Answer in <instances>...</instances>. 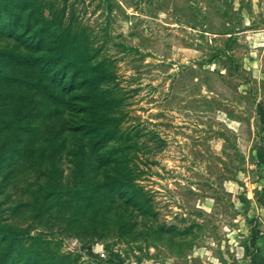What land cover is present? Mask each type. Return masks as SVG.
<instances>
[{
    "label": "rangeland",
    "instance_id": "374dc122",
    "mask_svg": "<svg viewBox=\"0 0 264 264\" xmlns=\"http://www.w3.org/2000/svg\"><path fill=\"white\" fill-rule=\"evenodd\" d=\"M41 1L84 34L89 64L106 66L98 86L116 98L125 135L102 165L74 129L91 118L79 103L36 121L55 106L39 90L43 75L6 55L34 57L31 40L0 20L2 264H44L28 256L38 235L59 264H254L264 232V0ZM126 168L149 211L110 189ZM52 191L62 198L45 204ZM5 226L17 234L3 236Z\"/></svg>",
    "mask_w": 264,
    "mask_h": 264
},
{
    "label": "trees",
    "instance_id": "16d2710c",
    "mask_svg": "<svg viewBox=\"0 0 264 264\" xmlns=\"http://www.w3.org/2000/svg\"><path fill=\"white\" fill-rule=\"evenodd\" d=\"M42 6L41 0H0V20H6L4 26H8L9 31L20 32L19 35L26 36L31 40L33 48L30 49L34 57L32 54L13 52L6 53V55L15 63L35 68L43 75L42 83L38 84L41 87L39 90L42 96H48L50 103L55 107L47 111L44 116L41 115L42 112H40L41 114L33 113L34 116H37L36 121L40 118L58 119V116L62 118L66 110L73 106V103H79L78 111L90 115L91 118L74 129L83 130L85 135L91 139L92 152L99 154L98 161L102 165L110 164L114 156L118 155L115 143L122 141L125 132L122 129L121 119L114 114L116 98L112 96L109 89L103 90L98 86V82L109 79V72L105 65L89 64L90 48L85 42L83 33L75 32L74 27L62 28L57 23L58 18L54 9L50 8L47 11ZM47 39H53L54 46L46 48ZM82 73H84L83 78L78 80ZM21 81L24 82V80ZM16 122L17 120L13 119L8 123L13 127ZM57 129L60 132L64 128ZM17 130L34 141H41L43 138L36 128L18 124ZM58 132L56 131L57 134ZM50 140H53L51 136ZM124 141L128 142L130 138ZM59 146L62 148L61 145ZM132 175L130 169H124L112 177L109 187L111 190L119 192L127 203L138 206L147 212L151 207V200L142 187L136 184ZM53 197L61 199L62 195L53 191L49 192L45 197L47 199L45 204ZM21 207L22 205L19 206V208ZM52 207H54L53 204L36 217L47 219L48 211L50 208L53 209ZM4 229L6 231L1 232L3 236L6 233L12 237L17 234L15 230L7 226ZM29 239L32 241L30 249L27 248L30 250L28 251L30 258L39 255L40 261L44 264H59V260L63 257L58 254V250H52L48 243L42 242L39 235L29 236ZM41 242L42 244L39 245ZM34 247L36 250H33ZM4 258V256L0 258V264L3 263ZM36 259L37 257L34 256L35 264H39ZM24 264L31 263L29 260H25Z\"/></svg>",
    "mask_w": 264,
    "mask_h": 264
},
{
    "label": "crops",
    "instance_id": "0c3cea01",
    "mask_svg": "<svg viewBox=\"0 0 264 264\" xmlns=\"http://www.w3.org/2000/svg\"><path fill=\"white\" fill-rule=\"evenodd\" d=\"M262 158L264 157V150H263ZM260 187L263 191V198H264V180L261 182ZM264 229V225L262 226ZM257 253L255 255V263L254 264H262L264 261V232H262V236L258 237L257 242Z\"/></svg>",
    "mask_w": 264,
    "mask_h": 264
},
{
    "label": "built area",
    "instance_id": "2783aa9c",
    "mask_svg": "<svg viewBox=\"0 0 264 264\" xmlns=\"http://www.w3.org/2000/svg\"><path fill=\"white\" fill-rule=\"evenodd\" d=\"M262 264H264V261H263V263Z\"/></svg>",
    "mask_w": 264,
    "mask_h": 264
}]
</instances>
